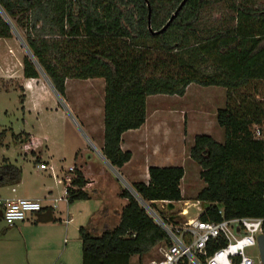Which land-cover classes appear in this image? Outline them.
<instances>
[{"label": "trees", "instance_id": "trees-1", "mask_svg": "<svg viewBox=\"0 0 264 264\" xmlns=\"http://www.w3.org/2000/svg\"><path fill=\"white\" fill-rule=\"evenodd\" d=\"M182 1L148 0L153 30L162 29ZM208 2L187 0L165 31L153 33L146 0H0V38L13 37L14 26L23 31L31 53L23 58L24 77L39 78L43 71L62 98L68 78L104 79L101 151L117 169L133 156L122 149V136L146 122L148 97H182L193 83L226 88L228 104L217 113L224 142L198 134L190 152L206 183L196 198L204 204L200 218L221 220L220 209L227 218L264 217V141L253 133L254 125L264 129V98L257 90L233 94L251 82L264 84V9L249 0L232 3L235 25L205 34L199 21ZM13 136L16 142H37L26 132ZM148 172V183L132 184L143 200H184L182 166L152 165ZM21 178L22 168L4 157L0 185ZM93 183L75 167L72 179H65L68 202L91 199L87 186ZM119 196L127 204L116 226L99 234L80 227L82 264H131L135 255L142 264V257L165 241V231L131 191L124 188Z\"/></svg>", "mask_w": 264, "mask_h": 264}, {"label": "rangeland", "instance_id": "rangeland-1", "mask_svg": "<svg viewBox=\"0 0 264 264\" xmlns=\"http://www.w3.org/2000/svg\"><path fill=\"white\" fill-rule=\"evenodd\" d=\"M208 1L199 21V27L205 34L235 25L233 19L235 12L231 4L240 3L242 0ZM249 2L256 8L264 9V0H249ZM0 39L2 40L0 42V91L6 90L0 92V134L3 133L0 162L6 157L25 170H31L36 163V157L31 150L25 148L26 146L16 142L13 134L43 130L44 134L46 132L50 136L52 154L56 160L63 159L61 162L67 169L72 165L83 166L89 175L98 176L102 183L104 181L103 185H108L107 193L111 200L114 185L121 188L120 191L127 188L136 198H141L132 184L145 181L147 166L179 165L184 168L185 175L180 183L184 200L177 203L178 209L187 210L186 218L198 215L196 202L199 200L196 198L206 183L200 175L201 166L191 158L190 152L195 136L198 134H209L218 142H224L225 129L219 126L217 113L220 108L228 104L226 88L205 87L193 83L188 86L186 95L182 97L164 94L148 97L144 131L139 134V137L136 135L134 138V140L137 138L132 147L135 154L134 160L128 168L114 170L101 151L104 141V79H81L82 81L70 82L68 97L65 98V104L70 110L66 111L67 121L64 118H58L55 114L40 116L37 119V115H29L22 110L20 81L16 79L24 76L23 58L31 54L24 40V32L14 26L12 39ZM8 77H15V79H6ZM41 77L49 81L44 72L41 73ZM12 88L13 90L9 91ZM255 90L259 92L261 98H264L262 81L251 82L233 94L251 95ZM57 100L55 96L48 94L45 104L53 107ZM134 135V133L125 134L126 141ZM142 139H145V145L140 143ZM89 155L93 158L89 159ZM133 172L136 174L135 177L131 174ZM91 187L92 185L88 189L90 192L95 189ZM101 201L102 198L98 195L92 202L87 201L83 206L79 204L78 208H74L76 209L74 212L82 214L81 212L85 213L89 209L93 210L94 203L99 204ZM200 205L204 208L202 202ZM83 217L84 215L76 217L77 222L79 220L82 222ZM83 224L89 229L92 227V224L87 221ZM7 229H9L8 224L0 216V264H28L27 258L23 256L25 254L23 247L15 243L21 234L17 231L8 232ZM92 232L99 234L93 230ZM78 238V234L73 231L67 235L68 245L71 247L69 252L71 264H75V260L76 264H80L82 260V245ZM247 252L256 256L259 250L258 247L252 246L247 249ZM160 256L157 248H154L142 257V264H149L151 260L158 259ZM137 259L133 257L131 264H139Z\"/></svg>", "mask_w": 264, "mask_h": 264}, {"label": "crops", "instance_id": "crops-1", "mask_svg": "<svg viewBox=\"0 0 264 264\" xmlns=\"http://www.w3.org/2000/svg\"><path fill=\"white\" fill-rule=\"evenodd\" d=\"M12 38L13 37L8 39ZM0 42H2L1 39ZM6 79H15V77H8ZM16 79L20 81V86L24 89V91H21L20 94V96H25L23 104L20 99L23 111L28 112L29 115H37V119L40 116L49 114L53 116L52 114H55L58 118H64V120L67 121L65 118V116H67L66 111L69 112L70 110L68 106H66L65 100L67 99L66 97H68L69 85L72 80L82 81L81 79L68 78L66 80V99L60 97L51 83L42 77L26 78L23 76L22 78ZM11 90H13V88L9 91ZM4 91L6 90L0 92ZM48 94H51L52 97L55 96L58 99L57 103L53 104V107L46 106L45 104ZM71 106L74 107L72 104ZM145 123L140 128L129 130L123 134L121 147L123 150H130L133 156L131 160L121 169L125 167L128 168L129 164L134 160L135 154L132 147L134 142L137 140V138L136 140H134V138L136 135L139 137V134L144 131L143 128H145ZM26 133H29L37 139V142L34 144H27L25 142L20 143L22 146H26L25 148L32 151V154L36 157V163L31 170H25V168L21 167L22 178L19 183L14 185H0V197L7 199H39L42 202L43 209L40 212L31 214L22 222H18L12 226L8 225L9 229L7 230L8 232L17 231L21 234L20 238L16 240L15 243L23 247V252H25L23 256L27 258L28 264H71V258L69 255L71 247L68 245L67 235L73 231L78 234L80 238L79 229L81 226H84L83 223H86V221L87 223L92 224L91 230L95 231V233H100L106 226H116L120 221L121 211L127 204V200L119 197V189L121 188L117 187V185H114L113 187V197L111 200L107 193L108 185H103L104 181L102 183L98 176L95 177L89 175L83 166H81L77 168H80L86 177L94 179V183L91 185L93 188L95 187V189L90 192L88 189L91 185L87 186V190L91 194V199L76 200L73 203H69L65 199V179L67 177L72 178L73 174L64 167L61 162L63 159H59L57 161L56 157L52 154L49 134L46 132L44 134L43 130ZM128 133H134L135 135L126 141L125 134ZM142 140L141 142L139 141L141 144L145 142V139ZM102 147L103 145L101 146V149ZM92 158L93 156L89 155V159ZM41 165H44L45 167H42ZM150 166L152 165L147 166V175L144 181L146 183H148L150 179L148 172ZM116 169L117 168H114V170ZM131 174L134 177L136 176L134 172ZM98 195H100L103 202L101 201L99 204L95 202L93 210L89 209L85 213L81 212L82 214H79V212L76 214L77 212H74L76 211L74 208H78V206H80L79 204H82L81 206H83V204L87 201L92 202ZM59 198L63 199L55 202L56 199ZM55 203L57 204V208L52 207ZM81 215H84L82 222L81 220L77 222L76 217ZM0 216L2 218L1 213ZM112 220H114V222H112ZM79 240L81 241V239ZM133 257H137V260H140L139 255H135ZM12 262L15 263L14 261ZM74 263L76 264V260ZM80 264H82V260H80Z\"/></svg>", "mask_w": 264, "mask_h": 264}, {"label": "built area", "instance_id": "built-area-1", "mask_svg": "<svg viewBox=\"0 0 264 264\" xmlns=\"http://www.w3.org/2000/svg\"><path fill=\"white\" fill-rule=\"evenodd\" d=\"M253 133L255 139L264 141L263 127L254 125ZM74 169V166H70L68 170L73 172ZM71 179L66 178L68 182ZM62 199H56L55 202ZM65 199L68 201L67 189ZM141 202L166 234L165 241L155 246L160 258L151 260L149 264H263L260 251L253 256L247 249L256 246L259 250L258 238L264 234V217L227 218L224 216V209H220L221 220H204L200 218L204 209L201 208V201H198V215L186 218L187 213L184 209L179 210L178 206L169 210L168 200ZM52 207L57 208V204ZM42 208L39 199L0 197V213L9 226L26 220Z\"/></svg>", "mask_w": 264, "mask_h": 264}, {"label": "water", "instance_id": "water-1", "mask_svg": "<svg viewBox=\"0 0 264 264\" xmlns=\"http://www.w3.org/2000/svg\"><path fill=\"white\" fill-rule=\"evenodd\" d=\"M146 2H147V5H148V7H149V29H150V31L153 32V33H160V32L165 31V30L168 28V26L171 24V22L174 20V18L177 17L179 11L183 8V6H184L185 3L187 2V0H183V1L180 3L179 7H178L177 10L172 14V16L170 17V19H169V21L167 22V24H166L162 29H160L159 31H155V30H153V28H152V24H151V20H150V17H151L150 4H149L148 0H146ZM41 71H42V70H41ZM42 72H43V71H42ZM138 196H139V194H138ZM139 197H140V196H139ZM137 199H138V201H142V200H143L142 198H137ZM140 203H141V202H140ZM154 204L157 205L156 202H154ZM177 206H178V204H177L176 202H173V201L168 202V209H169V210H172V209L176 208ZM258 244H259V251H260L261 261H262V263L264 264V234H261V235L259 236V238H258Z\"/></svg>", "mask_w": 264, "mask_h": 264}, {"label": "bare ground", "instance_id": "bare-ground-1", "mask_svg": "<svg viewBox=\"0 0 264 264\" xmlns=\"http://www.w3.org/2000/svg\"><path fill=\"white\" fill-rule=\"evenodd\" d=\"M184 212H185V213H188L187 210H185V209H184Z\"/></svg>", "mask_w": 264, "mask_h": 264}]
</instances>
